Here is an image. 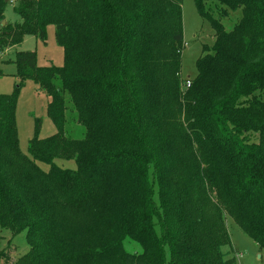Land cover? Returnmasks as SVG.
Wrapping results in <instances>:
<instances>
[{
	"label": "trees",
	"instance_id": "1",
	"mask_svg": "<svg viewBox=\"0 0 264 264\" xmlns=\"http://www.w3.org/2000/svg\"><path fill=\"white\" fill-rule=\"evenodd\" d=\"M192 1L214 42L185 89L180 0H17L21 22L4 26L0 0V55L45 42L50 25L64 53L38 68L18 52L21 83L0 95V228L29 245L15 264H238L226 217L264 250V0ZM25 80L49 96L57 130L29 155L16 121ZM68 113L83 137L66 133Z\"/></svg>",
	"mask_w": 264,
	"mask_h": 264
},
{
	"label": "rangeland",
	"instance_id": "2",
	"mask_svg": "<svg viewBox=\"0 0 264 264\" xmlns=\"http://www.w3.org/2000/svg\"><path fill=\"white\" fill-rule=\"evenodd\" d=\"M183 12V43L181 80H193L197 75V61L201 57L203 47L211 46L214 42V31L211 24L203 19L197 12L195 3L192 0H180ZM17 0H11L5 9V21L12 25L21 22V19L14 13L13 6ZM238 15V13H236ZM237 21H223L226 29H232ZM31 51L37 56V67H62L64 64L63 49L57 44L55 38V26L47 27V39L42 42L35 36H26L23 42L15 47L7 49L0 55V95L12 94L21 83L17 76V68L14 64L18 52ZM59 86V82H55ZM182 88L185 87L182 82ZM68 109L71 104L65 95ZM50 98L46 92L32 80H25L19 89V97L16 108V121L20 150L23 154L29 155L28 148L30 141L37 135L40 140L47 139L57 133L56 127L48 117L47 108ZM66 133L72 138L83 137V128L73 123L69 118ZM37 123L40 125L37 133ZM55 165L62 169L75 170L74 160H54ZM39 167L47 172L49 165L39 163ZM231 246L224 248L228 257H235L238 264H264V250H260L257 244L251 240L240 227L231 219L226 217ZM29 250L27 232L22 231L14 234L8 229L0 228V264H15L17 259ZM124 250L132 254L141 253L140 247L134 242H126Z\"/></svg>",
	"mask_w": 264,
	"mask_h": 264
},
{
	"label": "built area",
	"instance_id": "3",
	"mask_svg": "<svg viewBox=\"0 0 264 264\" xmlns=\"http://www.w3.org/2000/svg\"><path fill=\"white\" fill-rule=\"evenodd\" d=\"M11 0L8 1V3H10ZM184 85L186 88H189L191 86V80H186L184 81Z\"/></svg>",
	"mask_w": 264,
	"mask_h": 264
},
{
	"label": "water",
	"instance_id": "4",
	"mask_svg": "<svg viewBox=\"0 0 264 264\" xmlns=\"http://www.w3.org/2000/svg\"><path fill=\"white\" fill-rule=\"evenodd\" d=\"M8 1H9V0H5V2H6V3H8ZM5 23H6V21H3V22L1 23V24H2V26H4V25H5Z\"/></svg>",
	"mask_w": 264,
	"mask_h": 264
}]
</instances>
